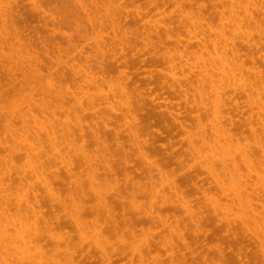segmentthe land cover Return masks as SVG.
I'll list each match as a JSON object with an SVG mask.
<instances>
[{
	"label": "rangeland",
	"instance_id": "1",
	"mask_svg": "<svg viewBox=\"0 0 264 264\" xmlns=\"http://www.w3.org/2000/svg\"><path fill=\"white\" fill-rule=\"evenodd\" d=\"M0 237L264 264V0H0Z\"/></svg>",
	"mask_w": 264,
	"mask_h": 264
},
{
	"label": "bare ground",
	"instance_id": "2",
	"mask_svg": "<svg viewBox=\"0 0 264 264\" xmlns=\"http://www.w3.org/2000/svg\"><path fill=\"white\" fill-rule=\"evenodd\" d=\"M238 28V27H237ZM220 38V37H219ZM221 40H222V38H221ZM224 42V41H223ZM225 42H227L226 40H225ZM224 42V43H225ZM213 43V42H212ZM215 44L214 45H212L213 47H214V49H216L217 47H221V46H223V50H225L226 49V47H228L226 44L225 45H221L220 46V42H218V45H216V42H214ZM221 43H222V41H221ZM223 43V44H224ZM231 45H232V43H231ZM218 48V49H219ZM218 51V50H217ZM222 52V51H221ZM217 53L219 56H218V59L217 58H215V60L217 59V61L220 63H217V67H215V70H220L221 71V68H220V66H221V63H222V61L224 60V58H223V54L222 53ZM216 54V53H215ZM213 61H215L214 59H212ZM211 60V61H212ZM209 62V64H214V62L212 63V62ZM215 65V64H214ZM210 79V78H209ZM211 80V79H210ZM209 80V81H210ZM212 81V80H211ZM211 87V86H210ZM212 88V90H213V92H214V97H215V99L216 100H218V102L220 101L219 100V93L216 91L215 92V89H214V87H211ZM218 111V110H217ZM133 195V194H132ZM102 204H100V206H101ZM149 219V218H148ZM111 227V226H110ZM108 230V229H107ZM10 238V237H9ZM9 238H5V237H0V239H2L1 241H3V240H5V239H8L7 241L5 240V242L3 241V243L0 241V264H9L8 263V260H4L5 258L2 256V255H11V256H14L13 258H15V256L16 255H21V254H23V252H24V248H26V246H27V244H29L30 242H31V240L28 238V237H17V239L19 240V242L21 243L22 242V247H24V248H22V250L20 249L21 248V245H20V243H17L18 241L17 240H15V238L16 237H11L10 239ZM36 238V237H35ZM11 239H13V240H11ZM31 239H32V237H31ZM15 240V241H14ZM7 242H9V243H7ZM5 243L8 245V247H7V245H5ZM19 244V245H18ZM23 245H25V246H23ZM9 246H11V247H9ZM19 246H20V248H19ZM10 248V249H9ZM19 249V250H18ZM8 259V258H7ZM9 259H12V258H9ZM12 262V261H11Z\"/></svg>",
	"mask_w": 264,
	"mask_h": 264
}]
</instances>
